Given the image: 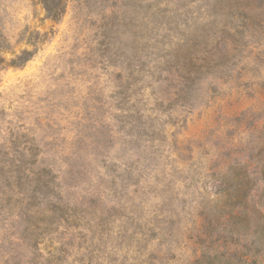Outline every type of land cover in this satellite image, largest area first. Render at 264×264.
Returning a JSON list of instances; mask_svg holds the SVG:
<instances>
[{
	"label": "rangeland",
	"instance_id": "rangeland-1",
	"mask_svg": "<svg viewBox=\"0 0 264 264\" xmlns=\"http://www.w3.org/2000/svg\"><path fill=\"white\" fill-rule=\"evenodd\" d=\"M263 164L264 0H0V264H191L144 223Z\"/></svg>",
	"mask_w": 264,
	"mask_h": 264
},
{
	"label": "trees",
	"instance_id": "trees-1",
	"mask_svg": "<svg viewBox=\"0 0 264 264\" xmlns=\"http://www.w3.org/2000/svg\"><path fill=\"white\" fill-rule=\"evenodd\" d=\"M236 13L242 19L243 25L251 18L250 7L244 6L237 9ZM15 164V168L10 169L14 171L11 178L22 180L26 174L21 167L20 159L12 163L13 166ZM9 173L11 172H8V177ZM248 173L244 184L242 182L240 186H233L225 180L218 182L217 191L223 193L225 197V200H219L220 206L198 204L199 213L189 219L191 222H184L176 231L172 228L173 221L155 214L154 219L144 223L147 232H143L146 236L142 237V242L139 238V242L135 244L133 250L136 255L140 256L139 252L145 248V242H151L154 238L160 241L166 234L169 235L167 254H171L178 246H188L187 238L191 237L189 235L192 230L196 232L200 247L194 250L195 258L191 264H261L264 260V200H247L252 191ZM253 216L255 220L252 222ZM180 234L186 236L185 240L183 236L178 237ZM85 248L89 250V245ZM89 261L93 262L91 257ZM146 261L147 259L141 262Z\"/></svg>",
	"mask_w": 264,
	"mask_h": 264
}]
</instances>
